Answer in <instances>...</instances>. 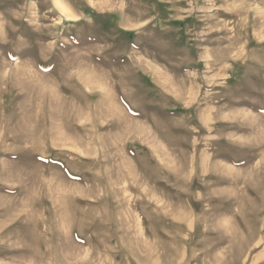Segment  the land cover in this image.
Masks as SVG:
<instances>
[{"label":"rangeland","instance_id":"obj_1","mask_svg":"<svg viewBox=\"0 0 264 264\" xmlns=\"http://www.w3.org/2000/svg\"><path fill=\"white\" fill-rule=\"evenodd\" d=\"M0 264H264V0H0Z\"/></svg>","mask_w":264,"mask_h":264}]
</instances>
